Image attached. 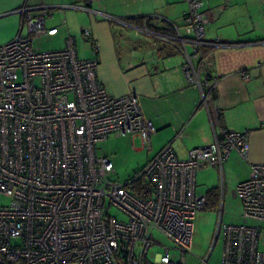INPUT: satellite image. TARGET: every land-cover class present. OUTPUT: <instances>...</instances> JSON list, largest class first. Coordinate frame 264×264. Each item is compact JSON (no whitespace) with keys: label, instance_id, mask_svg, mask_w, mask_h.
<instances>
[{"label":"built area","instance_id":"obj_1","mask_svg":"<svg viewBox=\"0 0 264 264\" xmlns=\"http://www.w3.org/2000/svg\"><path fill=\"white\" fill-rule=\"evenodd\" d=\"M186 2L182 25L162 38L183 56L187 82L202 88L213 139L185 158L167 143L125 182L108 178L113 161L98 143L129 135L148 145L156 129L138 96L109 95L97 78L98 60L79 58L71 37L62 49L34 50L36 40L57 28L45 26V7L17 10L24 21L0 44V195L11 200L0 205V264H144L160 245L156 233L172 246L160 245L151 264H186L196 215L207 207L206 194L196 190L197 172L222 171L231 152L244 158L248 149V130L217 125L218 80L203 52L235 44L206 41L208 10L200 0ZM82 35L96 55L99 43L87 29ZM234 196L243 222H219V264H264V227L247 223L264 222V163L251 164ZM209 257L199 264H210Z\"/></svg>","mask_w":264,"mask_h":264},{"label":"crops","instance_id":"obj_2","mask_svg":"<svg viewBox=\"0 0 264 264\" xmlns=\"http://www.w3.org/2000/svg\"><path fill=\"white\" fill-rule=\"evenodd\" d=\"M200 1L209 12L205 40L235 44L203 48L211 64L210 76L218 80L212 102L218 110L216 122L226 129L248 130V149L244 158L231 152L222 171L211 166L200 169L196 190L198 184H202L198 193L219 189L218 184L226 180L225 168H229L234 196L236 185L248 177L251 164L264 163V0ZM25 6L45 7L49 12L45 26L57 28L54 34L44 35L51 45L40 50L62 49L71 37L79 58L98 60L97 78L109 95L138 96L143 115L156 129L148 145L131 137L141 142L140 147L132 142L133 149L148 151L145 163L167 143L179 158H185L192 147L211 143L213 127L209 109L200 103L202 88L187 82L183 56L161 40L163 34H169L166 28L182 25L186 0H0V44L17 33L24 21V14L17 10ZM130 19L142 20V26L130 23ZM146 26L158 41L144 35L142 27ZM84 29L99 43L96 55L82 35ZM199 78L203 81L204 74L199 73ZM217 236L222 247L218 232ZM192 252L186 255V264H199L201 256ZM144 264H151V260Z\"/></svg>","mask_w":264,"mask_h":264},{"label":"rangeland","instance_id":"obj_3","mask_svg":"<svg viewBox=\"0 0 264 264\" xmlns=\"http://www.w3.org/2000/svg\"><path fill=\"white\" fill-rule=\"evenodd\" d=\"M142 28L146 37L152 36V41H158L155 39V34L150 28H147V26ZM161 40L163 43L165 42V44H168L166 40ZM50 45L51 42L49 38L43 36L34 42L33 48L34 50H40L48 48ZM132 142L135 147L141 146L140 140L136 139L132 141L129 135H109L106 140L98 143V147L102 152L105 155L111 156L114 162L115 172L108 176L109 179L117 182H125L137 174L145 164L148 158V151L146 149H133L131 147ZM111 154H114V157ZM229 175V168H225L226 180L224 184L221 182L218 184L219 194L217 204L208 206L199 217L195 218L193 250L201 257H205L210 252V264H217L220 258V238L217 236L219 222L230 224H239L243 222L240 200L238 197L232 195L235 184L234 181L228 180ZM199 185L202 187V184H198L197 191H199ZM10 201V198L0 195V205H7ZM247 223L264 227V222L253 219H248ZM154 236L160 245L172 246V243L164 236L157 233ZM160 245H155L151 248L148 254L149 260H152L154 253L161 249Z\"/></svg>","mask_w":264,"mask_h":264},{"label":"trees","instance_id":"obj_4","mask_svg":"<svg viewBox=\"0 0 264 264\" xmlns=\"http://www.w3.org/2000/svg\"><path fill=\"white\" fill-rule=\"evenodd\" d=\"M129 22L133 23V24H137L139 26H142V20H140V19H130ZM165 31L169 34H173V30L171 28H166ZM137 186H138L137 184L133 186L135 191L138 189ZM218 194H219V189L217 187H212V188L207 190V192H206L207 207L210 205L213 206V205L217 204Z\"/></svg>","mask_w":264,"mask_h":264}]
</instances>
